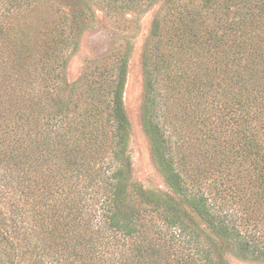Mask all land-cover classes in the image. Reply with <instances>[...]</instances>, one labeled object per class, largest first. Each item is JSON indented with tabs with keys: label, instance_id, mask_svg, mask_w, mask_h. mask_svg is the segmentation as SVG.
Listing matches in <instances>:
<instances>
[{
	"label": "trees",
	"instance_id": "trees-1",
	"mask_svg": "<svg viewBox=\"0 0 264 264\" xmlns=\"http://www.w3.org/2000/svg\"><path fill=\"white\" fill-rule=\"evenodd\" d=\"M157 1L141 112L167 190L133 179L125 61L58 109L46 83L0 149V264L264 262V0Z\"/></svg>",
	"mask_w": 264,
	"mask_h": 264
},
{
	"label": "rangeland",
	"instance_id": "rangeland-1",
	"mask_svg": "<svg viewBox=\"0 0 264 264\" xmlns=\"http://www.w3.org/2000/svg\"><path fill=\"white\" fill-rule=\"evenodd\" d=\"M125 1L0 0V149L13 140L14 122L21 124V133L37 130L24 127L23 121L38 113L32 104L39 96L51 94H42L46 83L52 84L50 89L58 109L59 102L69 100L68 94L73 89L79 92L88 89L90 84L99 85L95 80H102L103 76L110 78L112 65L121 66L125 61L127 75L123 100L130 121L133 179L146 188L167 190L144 131L141 112L143 55L161 2ZM18 37L28 43L25 54L17 53L19 44L14 39ZM63 38H66L64 43ZM45 44H49V48L53 45L50 56L54 57V66L53 59L48 61L50 56H46ZM21 55L24 56L22 60ZM42 63H50L53 67L48 81L33 76V66ZM55 107L53 103L45 105L38 114L42 117L41 124L46 125ZM34 123L30 125L35 128ZM189 163L190 167L194 164L193 161ZM7 210L0 206L1 218L2 214L7 218ZM227 260L231 264H264L232 255Z\"/></svg>",
	"mask_w": 264,
	"mask_h": 264
}]
</instances>
